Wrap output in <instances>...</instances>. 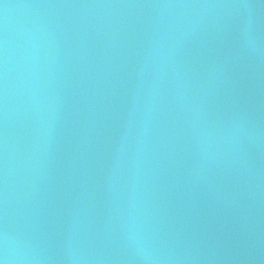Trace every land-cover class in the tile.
Here are the masks:
<instances>
[{
	"label": "water",
	"instance_id": "1",
	"mask_svg": "<svg viewBox=\"0 0 264 264\" xmlns=\"http://www.w3.org/2000/svg\"><path fill=\"white\" fill-rule=\"evenodd\" d=\"M4 264H264V0H0Z\"/></svg>",
	"mask_w": 264,
	"mask_h": 264
},
{
	"label": "clouds",
	"instance_id": "2",
	"mask_svg": "<svg viewBox=\"0 0 264 264\" xmlns=\"http://www.w3.org/2000/svg\"><path fill=\"white\" fill-rule=\"evenodd\" d=\"M0 264H4V261L3 260H0Z\"/></svg>",
	"mask_w": 264,
	"mask_h": 264
}]
</instances>
